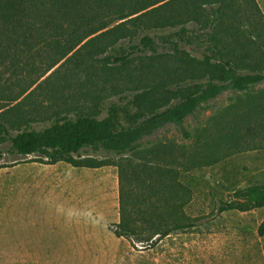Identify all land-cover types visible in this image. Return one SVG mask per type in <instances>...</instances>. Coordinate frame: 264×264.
Segmentation results:
<instances>
[{"label":"rangeland","instance_id":"rangeland-1","mask_svg":"<svg viewBox=\"0 0 264 264\" xmlns=\"http://www.w3.org/2000/svg\"><path fill=\"white\" fill-rule=\"evenodd\" d=\"M138 1L141 5L160 0ZM209 1L181 0L178 6L155 14H139L140 22L149 28L159 16L171 17L179 10L186 23L149 32L150 37H167L166 46L154 51L137 52L139 38L117 44L124 53L135 52L125 65L113 64L105 51L93 60L83 55L64 60L45 74L55 61L52 44H31L30 50L0 67V108L5 111L0 120L4 118L16 134L23 129L39 131L55 118L92 115L106 119L112 105L116 107L115 127H127L130 120L138 122L162 111L178 94L189 91V80L185 81L189 75H221L219 62L206 51L205 30H199L191 19L197 8L199 21H205ZM255 2L264 17V0ZM215 26L218 30L231 26L229 34L237 39L241 35L240 41L249 43V54L257 51L253 43L264 51V39L257 42L243 25L228 20L224 26ZM222 42L230 46L224 54L243 69L247 54L233 47L229 36ZM173 43L179 45L177 51L170 50L168 45ZM26 90L17 102L11 101ZM140 146L167 148L171 181L186 190V194L179 191V198L171 194L170 203L180 202L183 213L198 220L196 228L173 233L150 249L136 240L116 237L117 169L99 163L108 159L113 164L112 152L87 149L81 159L74 158V166L63 161L53 165L23 162L5 154L0 160V264H264V237L257 235L264 208L219 210L237 191L264 185V81L242 91L222 92L187 116L182 129L165 124L143 137ZM194 154L197 167L190 169ZM83 171H102L101 177L107 178L101 211L100 203L90 204L99 201V186L78 183ZM74 216L81 218L80 223L71 220ZM77 225L81 227L76 229Z\"/></svg>","mask_w":264,"mask_h":264},{"label":"trees","instance_id":"trees-1","mask_svg":"<svg viewBox=\"0 0 264 264\" xmlns=\"http://www.w3.org/2000/svg\"><path fill=\"white\" fill-rule=\"evenodd\" d=\"M164 1L139 5L141 1L138 0H0V67L30 50L31 44L43 41L51 42L55 58L45 74L64 60L67 62L82 55L93 60L105 51L106 59L110 58L113 64L125 65L135 52L124 53L117 44L139 38L141 47L137 52L154 51L157 46H166L167 37H150L149 32L186 23L180 10L171 17L159 16L152 28L140 22L142 16L139 14L146 12L144 16H149L177 3L173 0L148 11ZM240 1L244 4L240 5ZM206 5L209 17L205 21H199L197 8L193 9L191 19L198 23L199 30H205L203 42L211 58L219 62V77L213 73L200 78L189 75L185 80H189L187 93L178 94L162 111L141 118V121L130 120L127 127L112 124L116 113L113 105L107 108L106 119L92 115L55 118L39 131L23 129L16 134L10 132V125L3 118L0 120V160L8 154L20 157L23 162L53 165L63 161L74 166V158L81 159V153L87 149L112 152L116 156L113 164L108 159L99 163L117 169L119 223L114 226L116 237L136 240L150 249L173 233L196 228L198 220L185 215L180 202L170 203L171 194L179 198V191L186 194V190L179 182L171 181L167 148H141L140 140L168 123L182 129L187 116L224 91H242L264 81V51L260 50V44L253 43L257 51L249 54V43L240 41L241 35L238 39L235 34L231 36V26H224L228 20L237 22L248 28L257 42L264 39V17L255 0H210ZM118 22L122 23L111 27ZM215 25L224 26L223 30ZM227 36L234 40L233 47L240 48L248 56L242 60L245 62L243 69L224 54L230 48L222 42ZM168 46L172 51L179 47L177 43ZM77 60L81 63L80 58ZM26 93L27 90L11 101L17 102ZM0 114L2 118L5 111ZM195 157L194 154L190 158V169L197 167ZM233 198L220 207V212L264 208V185L239 190ZM257 235L264 237V221Z\"/></svg>","mask_w":264,"mask_h":264},{"label":"crops","instance_id":"crops-1","mask_svg":"<svg viewBox=\"0 0 264 264\" xmlns=\"http://www.w3.org/2000/svg\"><path fill=\"white\" fill-rule=\"evenodd\" d=\"M102 171H99V173H92V172H87V171H83L80 175V177L78 178V183L84 185V187L89 186L92 187L94 184L99 186V189L96 190L98 192V199L99 201L96 202H90V204L92 206H96L97 203H100L99 206V211H101L102 209V202L106 201V188H102L103 185H107V178L106 177H101V173ZM91 189V188H90ZM79 193V192H78ZM85 196V195H84ZM77 208V207H76ZM91 208V207H90ZM92 211V208H91ZM91 214V212H90ZM101 215V214H100ZM71 220H73L75 223H80L81 218L80 217H76L74 216L73 219L71 218ZM81 225H77V227H75L76 229L80 228Z\"/></svg>","mask_w":264,"mask_h":264}]
</instances>
